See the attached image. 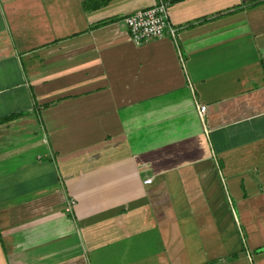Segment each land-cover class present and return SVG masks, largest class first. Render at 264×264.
Here are the masks:
<instances>
[{
	"label": "crops",
	"instance_id": "crops-1",
	"mask_svg": "<svg viewBox=\"0 0 264 264\" xmlns=\"http://www.w3.org/2000/svg\"><path fill=\"white\" fill-rule=\"evenodd\" d=\"M158 1L0 0V264H264V0Z\"/></svg>",
	"mask_w": 264,
	"mask_h": 264
},
{
	"label": "built area",
	"instance_id": "built-area-1",
	"mask_svg": "<svg viewBox=\"0 0 264 264\" xmlns=\"http://www.w3.org/2000/svg\"><path fill=\"white\" fill-rule=\"evenodd\" d=\"M169 5V2L159 0L153 6L124 18L130 39L137 47L163 38L166 32L173 38L177 36V31L170 22ZM206 109V106L198 105L201 117L206 113ZM151 183L152 179L146 180V184Z\"/></svg>",
	"mask_w": 264,
	"mask_h": 264
},
{
	"label": "rangeland",
	"instance_id": "rangeland-1",
	"mask_svg": "<svg viewBox=\"0 0 264 264\" xmlns=\"http://www.w3.org/2000/svg\"><path fill=\"white\" fill-rule=\"evenodd\" d=\"M246 248H248V247H246ZM245 251H246V250H245ZM248 252H251L250 249H249ZM251 253H252V252H251ZM250 260H252V259H250ZM249 264H257V263H256V262L252 263V261H250Z\"/></svg>",
	"mask_w": 264,
	"mask_h": 264
}]
</instances>
